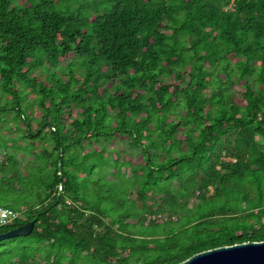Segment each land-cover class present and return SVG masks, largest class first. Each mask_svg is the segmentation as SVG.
<instances>
[{
	"label": "trees",
	"instance_id": "1",
	"mask_svg": "<svg viewBox=\"0 0 264 264\" xmlns=\"http://www.w3.org/2000/svg\"><path fill=\"white\" fill-rule=\"evenodd\" d=\"M69 58L50 87L35 73ZM2 116L27 144L3 155L0 196L30 194L3 200L22 218L0 233L35 228L0 241V264H179L264 241V0H0Z\"/></svg>",
	"mask_w": 264,
	"mask_h": 264
},
{
	"label": "water",
	"instance_id": "2",
	"mask_svg": "<svg viewBox=\"0 0 264 264\" xmlns=\"http://www.w3.org/2000/svg\"><path fill=\"white\" fill-rule=\"evenodd\" d=\"M63 158L59 161L62 170ZM63 185H60L61 193ZM35 228V221L0 233V241L19 236H29ZM179 264H264V241H251L229 246L213 248L200 252Z\"/></svg>",
	"mask_w": 264,
	"mask_h": 264
},
{
	"label": "rangeland",
	"instance_id": "3",
	"mask_svg": "<svg viewBox=\"0 0 264 264\" xmlns=\"http://www.w3.org/2000/svg\"><path fill=\"white\" fill-rule=\"evenodd\" d=\"M72 61H73L72 58L66 59V60L63 61L62 65L57 66L56 68L50 67L48 64H46L45 67H43V68L39 67L35 71V73L41 79H46V80H42V81L46 85H48L50 87L53 84L50 80H52V77L56 76V74H57V79H58V76L59 77H63V79L66 78V75L68 74V70H69L68 64L70 62H72ZM72 69L73 70H76L77 69V66H75V64H74L72 66ZM79 71H83V70L79 68ZM54 86L57 87L58 84H55ZM29 98H25V101H24L25 103L23 104L24 111L28 115H33V114L38 115V112H39L38 100L35 99V101L33 100V102H32V101H30L32 99L29 100ZM6 123L7 122L4 121V117L2 116V120H1V123H0V168L1 167L3 168V157H4L3 155L6 153L7 150L15 151V150H18L17 147L21 148V150H24L23 146L25 144H27V141H25V142L22 141L23 139H21L20 137L15 138L14 136L11 135L10 138H7V137L3 136V129H4L3 127H6V126H3V124L6 125ZM37 125H38V123L35 120V122L33 123L34 129L37 127ZM22 132H25V129L24 128L22 129ZM19 140H20V142H18ZM19 143H20V145H19ZM25 155H27V157L28 156L29 157H32L29 152H26L25 154H23V153L20 154V160L23 161V163L21 165V169L22 170L25 169V161H24ZM123 171L126 172L128 176L131 175V167L125 166L123 168ZM111 172H115V169L112 170ZM1 174H2V172H0V175ZM37 179H39V177H37ZM108 179H116V178H115V176H113L112 174H110L108 176ZM26 185L27 184L24 185L25 188H26ZM31 188L34 189V187L32 185H31ZM35 189H37V187ZM1 194H2L0 196L1 197L0 198L1 199V202H0V205L1 206H4L3 205V200H7V198H8V203L10 205L19 208L21 205L24 204L23 201H25V199L29 196L30 193L27 190L25 191L24 188H23V191L16 190L12 194L13 195L12 199L11 198L9 199V197H7L6 195L3 198V192ZM27 201H30V200L28 199ZM33 201H35V200H33ZM30 203H33V202H30ZM20 209H23V207H21ZM130 221H134V220H130Z\"/></svg>",
	"mask_w": 264,
	"mask_h": 264
},
{
	"label": "built area",
	"instance_id": "4",
	"mask_svg": "<svg viewBox=\"0 0 264 264\" xmlns=\"http://www.w3.org/2000/svg\"><path fill=\"white\" fill-rule=\"evenodd\" d=\"M0 213H3L4 223H0V226L13 223L15 220L22 218V214L18 211H15L9 207L0 205Z\"/></svg>",
	"mask_w": 264,
	"mask_h": 264
},
{
	"label": "clouds",
	"instance_id": "5",
	"mask_svg": "<svg viewBox=\"0 0 264 264\" xmlns=\"http://www.w3.org/2000/svg\"><path fill=\"white\" fill-rule=\"evenodd\" d=\"M3 216H4V214L0 213V223H4L5 222L4 219H3Z\"/></svg>",
	"mask_w": 264,
	"mask_h": 264
}]
</instances>
